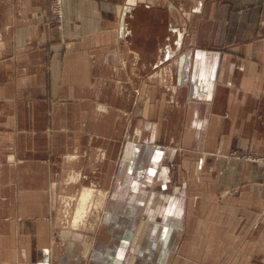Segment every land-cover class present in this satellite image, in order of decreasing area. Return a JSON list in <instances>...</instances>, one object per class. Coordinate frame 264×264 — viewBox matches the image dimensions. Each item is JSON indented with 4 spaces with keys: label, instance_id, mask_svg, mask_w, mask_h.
I'll return each instance as SVG.
<instances>
[{
    "label": "crops",
    "instance_id": "obj_1",
    "mask_svg": "<svg viewBox=\"0 0 264 264\" xmlns=\"http://www.w3.org/2000/svg\"><path fill=\"white\" fill-rule=\"evenodd\" d=\"M61 20L0 0V264H264V0Z\"/></svg>",
    "mask_w": 264,
    "mask_h": 264
},
{
    "label": "built area",
    "instance_id": "obj_2",
    "mask_svg": "<svg viewBox=\"0 0 264 264\" xmlns=\"http://www.w3.org/2000/svg\"><path fill=\"white\" fill-rule=\"evenodd\" d=\"M56 8L57 18L59 19V25L62 26V16H63V0H53ZM244 156V155H243ZM255 160H260L264 162V156L258 155L253 157Z\"/></svg>",
    "mask_w": 264,
    "mask_h": 264
},
{
    "label": "rangeland",
    "instance_id": "obj_3",
    "mask_svg": "<svg viewBox=\"0 0 264 264\" xmlns=\"http://www.w3.org/2000/svg\"><path fill=\"white\" fill-rule=\"evenodd\" d=\"M243 156V154L240 155V157Z\"/></svg>",
    "mask_w": 264,
    "mask_h": 264
}]
</instances>
